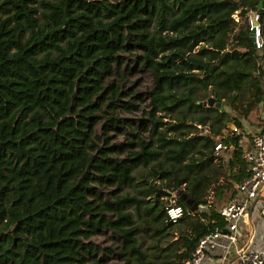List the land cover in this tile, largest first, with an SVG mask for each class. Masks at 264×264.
I'll list each match as a JSON object with an SVG mask.
<instances>
[{
    "label": "trees",
    "instance_id": "trees-1",
    "mask_svg": "<svg viewBox=\"0 0 264 264\" xmlns=\"http://www.w3.org/2000/svg\"><path fill=\"white\" fill-rule=\"evenodd\" d=\"M248 10L264 26V0H0V264H183L225 227L232 129L264 130Z\"/></svg>",
    "mask_w": 264,
    "mask_h": 264
},
{
    "label": "built area",
    "instance_id": "built-area-1",
    "mask_svg": "<svg viewBox=\"0 0 264 264\" xmlns=\"http://www.w3.org/2000/svg\"><path fill=\"white\" fill-rule=\"evenodd\" d=\"M250 22L256 21L255 45L260 48L264 43V26L258 22V15L253 11L247 12ZM203 134H210L209 126L197 125ZM234 135L242 134L241 127L234 126L232 129ZM247 140H245L246 142ZM231 148L230 145L218 141L214 146L216 158L221 157L222 153ZM243 158L247 162V171L249 175L240 183L235 185V197L222 204L218 210L225 221L223 229L204 235L198 241L191 258L185 260L183 264H203L207 255L217 250L223 249L227 254L231 248L235 249L238 264H264V248L251 249L237 247L238 233L242 227L249 224L248 207L252 201L260 200L259 214L264 216V130L258 129V132L247 141L243 149ZM206 204L200 205L199 209L206 208ZM165 215L169 222L176 223L184 215L182 206L176 203L172 198L165 207ZM226 259L224 255L223 260Z\"/></svg>",
    "mask_w": 264,
    "mask_h": 264
},
{
    "label": "crops",
    "instance_id": "crops-1",
    "mask_svg": "<svg viewBox=\"0 0 264 264\" xmlns=\"http://www.w3.org/2000/svg\"><path fill=\"white\" fill-rule=\"evenodd\" d=\"M259 202L261 205L258 206ZM262 205L263 204L260 200L252 201L249 204V224L240 229L238 233L237 247L251 249L264 248V216L259 214ZM255 209L257 213L256 215H254ZM224 255H226L225 260H223ZM203 264H238L235 249L231 248L227 254L223 249L210 253L207 255Z\"/></svg>",
    "mask_w": 264,
    "mask_h": 264
},
{
    "label": "rangeland",
    "instance_id": "rangeland-1",
    "mask_svg": "<svg viewBox=\"0 0 264 264\" xmlns=\"http://www.w3.org/2000/svg\"><path fill=\"white\" fill-rule=\"evenodd\" d=\"M146 83H149V78L147 77V79H146ZM145 83V84H146ZM256 113V112H255ZM256 122H257V116H255L254 115V113H252L250 116H249V118H248V120H243V126L241 127V129H242V136L245 138L244 140H243V143H244V145L245 144H247V141L249 142V141H251L250 139H251V137L254 135V134H256V132H258V130H257V128H256V126H257V124H256ZM225 133V132H224ZM245 140H247L246 142H245ZM222 156H225L226 154L225 153H222L221 154ZM210 195H212V196H210ZM210 196V197H209ZM206 198H208L209 200L210 199H212V200H214V195L213 194H210L208 191H207V194H206ZM259 205H261V203L259 202L258 203V206ZM257 213H256V209H255V213H254V215H256ZM140 235H141V238H142V240H141V242H143V245H144V247H146V246H148L152 241H153V239L151 238V236H150V234L147 232V233H145V232H141L140 233ZM99 241H101V242H104L103 241V238H97Z\"/></svg>",
    "mask_w": 264,
    "mask_h": 264
},
{
    "label": "water",
    "instance_id": "water-1",
    "mask_svg": "<svg viewBox=\"0 0 264 264\" xmlns=\"http://www.w3.org/2000/svg\"><path fill=\"white\" fill-rule=\"evenodd\" d=\"M256 25H257V22H256V21H252V22H251L250 38H251V40H252L254 43H255V40H256V38H255L254 27H255ZM209 103H210V104H213V100L210 99V100H209ZM220 105H221V104L216 103V106H217V107H220ZM179 195H180V192H177V193H176V196H179ZM180 197H181L183 200L186 199V196H185V195H180ZM186 202H187L188 204H191V201H189V200H186ZM192 209H195V205H193Z\"/></svg>",
    "mask_w": 264,
    "mask_h": 264
}]
</instances>
